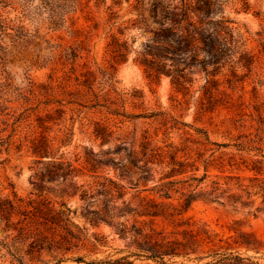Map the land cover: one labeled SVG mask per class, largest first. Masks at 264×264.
Here are the masks:
<instances>
[{"label": "rangeland", "instance_id": "rangeland-1", "mask_svg": "<svg viewBox=\"0 0 264 264\" xmlns=\"http://www.w3.org/2000/svg\"><path fill=\"white\" fill-rule=\"evenodd\" d=\"M246 1L248 10L242 0H214L202 19L206 44L195 37L191 45L192 64L184 66L178 55L166 53L165 59L146 56L149 70L141 64L146 45L186 12L182 0H80L82 11L56 25L48 7L57 0H13L2 9L7 29H0V196L14 192L65 212L81 233L79 248L66 258L106 262L128 256L125 261L132 264H162L133 256L143 255L133 243V226L151 241L190 235L197 241L196 252L165 256L164 264L214 263V252L229 258L221 264H264L261 193L251 197L252 205L241 206L225 198L212 201L197 188L186 212L154 219L138 216L140 207L111 212L105 200L113 216L109 225L92 214L101 207V196L91 203L69 188L111 179L125 187L123 200L134 209L145 196L166 202L142 191L158 180V167H196L197 178L209 167V178L199 186L207 190L216 176H252L246 167H260L264 179V0ZM111 36L127 43L125 58L109 52ZM69 48L79 50L74 60L64 56ZM102 71L114 75L116 93L108 101ZM175 73L184 82L179 88L172 84ZM104 129L96 136L95 130ZM64 133L69 136L60 144ZM34 136L55 138V157L62 155L74 176L40 179L43 165L29 149ZM118 224L127 234L120 237ZM41 260L54 263L47 253Z\"/></svg>", "mask_w": 264, "mask_h": 264}, {"label": "trees", "instance_id": "trees-1", "mask_svg": "<svg viewBox=\"0 0 264 264\" xmlns=\"http://www.w3.org/2000/svg\"><path fill=\"white\" fill-rule=\"evenodd\" d=\"M90 0H87L89 2ZM96 2L104 0H95ZM183 7L186 12L183 11L180 19H178L169 28H159V34L157 38L153 39L146 45V48H150L148 51L142 54L143 58L141 64L146 69H153L147 63L146 56H152L154 58L165 59L166 53H172L179 56L181 63L184 66L192 64L191 45L197 40L206 44L205 32L202 29V19L207 18L215 6L214 0H182ZM13 0H0V29L5 31L7 29V18L3 16V10L5 7L12 5ZM244 10H248V2L242 0ZM48 5V4H46ZM80 0H57L56 5L49 6V21L51 24L56 25L65 23L72 20L73 16L82 11ZM195 15L198 19L197 22L192 21L191 15ZM198 24V26L196 25ZM162 26V25H161ZM109 52L113 58H125L128 53V47L126 42H120L115 36H111V43L108 44ZM152 50V51H151ZM77 48H69L70 53H64L67 60H74L78 56ZM203 52L207 53L205 49ZM190 60V61H189ZM218 60V59H215ZM156 73L162 74L159 69H155ZM176 72V71H167ZM101 76L104 79L103 84L107 87V90L103 94V99L108 101L111 93H116L114 87V75L110 71H102ZM179 74L175 73L172 84L176 88L183 86V81H180ZM90 89L88 85H84ZM139 117V116H135ZM103 132V131H102ZM107 132L104 129V133H100L95 130L96 136H102ZM69 133H64V139L59 141L60 144H65ZM56 139H46L43 136L35 138L30 141L29 147L31 155L37 160V163L43 165L39 175L40 179L47 178V180H66L68 177L74 176L76 172L75 168L71 164L63 161L62 155L55 157L58 148H54ZM3 142V141H2ZM5 142V141H4ZM10 142V141H9ZM7 145H10L8 143ZM47 160V161H44ZM172 165L180 166L181 163L172 161ZM145 168V167H143ZM156 173L159 175L157 181L152 179L154 185L149 189H143V192L149 194L158 195V198L165 200L166 202L155 203L154 200L149 199L147 196L139 198V204L136 208H131L129 202L123 200L125 196V187L120 185L114 180L103 178L102 181H94L92 184H77L70 185L72 189V195L78 194L83 201H96V196L99 195L103 198V201L99 204L101 207H96V210L92 213L97 221L104 222L111 225L110 219L113 218L112 214L109 215L107 207L105 206V200L107 203L112 204L111 212L117 211L118 213H130L134 212L137 208H141L142 212H139L140 217H150L152 219L157 217H172L180 216L186 212L188 207L193 202L195 190L199 188L201 196H205L212 201L226 199V201L232 204H240L246 206L252 205L250 202L251 197L261 193L262 198L264 196V179L260 178V167H246V170L252 172L253 175L249 177H240L234 175H225L223 177H215V180L211 182L210 189H201L199 187L204 181L209 178L208 168L204 167V174L197 178L195 172L198 171L196 167H158ZM188 173H191L187 176ZM184 177V180L177 178ZM196 183V185H193ZM233 191V192H231ZM245 198V201L242 199ZM120 202V206H116V202ZM176 202V204H174ZM110 218V219H109ZM0 225H2V232L4 236L0 239V264H27L24 260L28 258L29 262H39L41 264H48L41 260L43 253L50 254L54 263L49 264H61L66 260H73L77 263L84 264H132L125 261L127 257H123L113 261L106 262H85L82 257H69L65 255L79 248L81 243V233L75 231L76 227L70 222L68 215L62 211H56L51 207H47V203L43 200H35L30 198L20 197L14 192L10 196H0ZM119 229L115 227L120 237L127 234L128 230L124 224H118ZM132 234L134 237L133 243H135L137 250L140 254H133L135 257H143L146 260L158 261L162 264L163 258L184 256L197 251L198 243L190 235L187 239L181 241L169 240L165 237L159 241H151L147 239L146 235H142V229H133ZM203 236H207L206 231H202ZM208 238V237H207ZM142 241L140 242V240ZM204 239V238H203ZM241 245L244 243H240ZM3 252V253H2ZM201 259V258H199ZM229 258L219 255L214 252L212 255V261L214 263L206 264H221ZM51 261V262H52Z\"/></svg>", "mask_w": 264, "mask_h": 264}]
</instances>
